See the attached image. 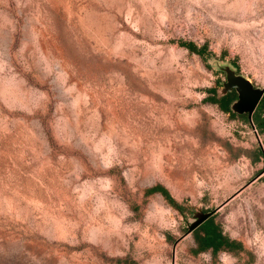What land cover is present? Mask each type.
<instances>
[{
	"label": "rangeland",
	"instance_id": "rangeland-1",
	"mask_svg": "<svg viewBox=\"0 0 264 264\" xmlns=\"http://www.w3.org/2000/svg\"><path fill=\"white\" fill-rule=\"evenodd\" d=\"M225 66L264 87V0H0V264H264V133L206 101ZM235 194L212 218L242 250L192 253Z\"/></svg>",
	"mask_w": 264,
	"mask_h": 264
},
{
	"label": "trees",
	"instance_id": "trees-1",
	"mask_svg": "<svg viewBox=\"0 0 264 264\" xmlns=\"http://www.w3.org/2000/svg\"><path fill=\"white\" fill-rule=\"evenodd\" d=\"M179 44L191 53H196L201 57H204L205 59L209 58L204 54L206 49L205 47L198 48L192 42H180ZM221 86L223 87V84ZM208 92L210 93V96L206 99V101L210 102L211 104L217 105L223 112L230 114L232 117L247 116L246 114L238 115L231 109V105L237 100V94L235 91L221 95L220 92L217 91V89L212 88L208 90ZM252 121L256 131L260 130V133H264V97L257 106L256 111L252 116ZM260 157L264 158V153L261 147L255 154V160L260 159ZM155 193L161 194L170 205L179 209L180 211H183L182 205L177 204L175 200L170 196L168 190L163 186L155 185L151 187L147 190L146 195L149 196ZM212 217L213 216L203 222L192 232L196 245L194 250H192V253L198 254L200 252L210 251L213 255H216L220 251L238 252L242 250L241 244L236 240L231 239L228 235L224 234L220 226L213 221ZM126 264L136 263L131 262Z\"/></svg>",
	"mask_w": 264,
	"mask_h": 264
},
{
	"label": "water",
	"instance_id": "water-1",
	"mask_svg": "<svg viewBox=\"0 0 264 264\" xmlns=\"http://www.w3.org/2000/svg\"><path fill=\"white\" fill-rule=\"evenodd\" d=\"M221 69L226 74V81L223 83V89L221 90L220 94L224 95L228 92L235 91L237 94V100L233 102V104L231 105L232 111L238 115L246 114L252 128L255 129L252 121V116L256 111V108L259 105L260 101L264 97V87L254 86V84L248 78H246L241 74L236 73V71L232 69V67L230 66H225ZM257 139L264 153V149L262 143L259 140L258 135H257ZM237 194L230 197L228 200H226L224 203L218 206L215 210L211 212H205V213L202 212L198 214L195 217V219L191 222V224H189L187 228V232L183 235L181 239L186 237L188 234H191L203 222H205L207 219L213 216L217 211H219L222 207H224ZM175 246L176 245H174V248Z\"/></svg>",
	"mask_w": 264,
	"mask_h": 264
}]
</instances>
